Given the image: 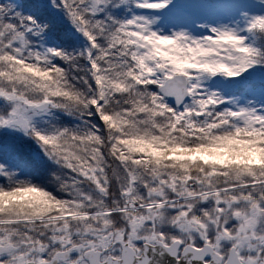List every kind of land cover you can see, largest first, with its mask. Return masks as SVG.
<instances>
[{"label": "snow or ice", "instance_id": "obj_1", "mask_svg": "<svg viewBox=\"0 0 264 264\" xmlns=\"http://www.w3.org/2000/svg\"><path fill=\"white\" fill-rule=\"evenodd\" d=\"M0 264H264V0H0Z\"/></svg>", "mask_w": 264, "mask_h": 264}]
</instances>
